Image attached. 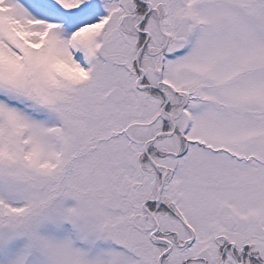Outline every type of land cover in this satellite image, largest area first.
<instances>
[{
    "label": "snow or ice",
    "instance_id": "1",
    "mask_svg": "<svg viewBox=\"0 0 264 264\" xmlns=\"http://www.w3.org/2000/svg\"><path fill=\"white\" fill-rule=\"evenodd\" d=\"M0 264H264V0H0Z\"/></svg>",
    "mask_w": 264,
    "mask_h": 264
}]
</instances>
